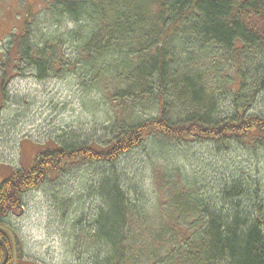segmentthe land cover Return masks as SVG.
Segmentation results:
<instances>
[{
    "label": "trees",
    "instance_id": "1",
    "mask_svg": "<svg viewBox=\"0 0 264 264\" xmlns=\"http://www.w3.org/2000/svg\"><path fill=\"white\" fill-rule=\"evenodd\" d=\"M46 4L54 14L59 11L83 26L47 37L39 49L26 38L27 23L24 34L10 35L3 46L7 53L0 62L3 74L24 66L34 71L57 68L67 59L62 47L69 42L75 44L76 54L96 57L102 55V44L125 45L124 66L114 69L112 76L147 94L154 95L156 89L158 114L132 125L117 124L104 146L61 141L42 149L30 169L0 180V240L5 246L3 218L20 215L23 195L40 189L67 167L111 168L152 136L228 152L240 148L256 155L264 150V115L249 113L264 99V0H48ZM178 157L187 162L188 152ZM239 172L229 181H216L214 196L209 197L192 194L200 185L194 177L187 183L179 177L176 182L161 171L158 176L164 179L158 185L159 190L166 188L162 207L167 213L159 222L149 221V211L137 204L138 196L136 202L128 199L122 189L113 185L110 190L101 180L97 193L106 200L95 218L93 237L104 240L112 251L101 264H264L260 197L264 186ZM135 226L137 233L131 229ZM8 256L6 264H21L13 262L9 251ZM3 260L0 246V264Z\"/></svg>",
    "mask_w": 264,
    "mask_h": 264
},
{
    "label": "rangeland",
    "instance_id": "2",
    "mask_svg": "<svg viewBox=\"0 0 264 264\" xmlns=\"http://www.w3.org/2000/svg\"><path fill=\"white\" fill-rule=\"evenodd\" d=\"M46 1L0 0V62L7 54L3 47L6 40L12 34H24L27 23L26 38L39 49H43L47 37L53 39L83 26V22L74 24L59 11L58 14L53 13L54 9L49 11ZM102 45V55L96 57L95 53L76 54L74 43L64 44L62 50L67 59L63 58L51 70L34 71L24 66L14 72L9 68L3 74L0 64V180L11 178L15 171L30 169L42 149L61 141L104 146L117 124L132 125L137 120L157 116L155 87L154 95L147 94L127 87L116 75L112 76L114 69L122 68L126 46ZM14 51L12 46V55ZM44 70L48 73L43 74ZM257 106L249 113L264 115L263 98ZM219 150L218 146L204 143L185 145L152 136L111 168L76 164L57 177L54 174L46 185L23 195L20 215H9L2 220L13 262H104L112 251L104 240L98 242L93 237L95 218L106 200L97 193L101 180L110 190L113 185L118 191L122 189L128 199L135 201L138 196L137 204L149 211L150 222H159L167 213L162 207L167 202L166 188L159 190L158 185L164 179L158 176L161 171L176 182H180L179 177L182 183L193 177L197 179L200 185L194 187L193 195L196 191L203 196H214L215 182L229 181L227 178L236 177L239 171L264 186V150L256 155L240 148L235 152ZM182 151L188 152L187 162L178 157ZM160 153H164L161 158L166 163ZM260 197L264 199L263 189ZM131 229L139 232L136 226Z\"/></svg>",
    "mask_w": 264,
    "mask_h": 264
},
{
    "label": "water",
    "instance_id": "3",
    "mask_svg": "<svg viewBox=\"0 0 264 264\" xmlns=\"http://www.w3.org/2000/svg\"><path fill=\"white\" fill-rule=\"evenodd\" d=\"M0 246L4 250V260H3V262L1 264H6L7 261H8V258H9V256H8V249L5 246L4 242H2L1 240H0Z\"/></svg>",
    "mask_w": 264,
    "mask_h": 264
}]
</instances>
